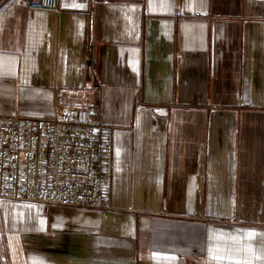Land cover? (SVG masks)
Returning a JSON list of instances; mask_svg holds the SVG:
<instances>
[{
    "label": "crops",
    "instance_id": "obj_1",
    "mask_svg": "<svg viewBox=\"0 0 264 264\" xmlns=\"http://www.w3.org/2000/svg\"><path fill=\"white\" fill-rule=\"evenodd\" d=\"M0 0V117L91 108L112 193L0 199V264H264V0Z\"/></svg>",
    "mask_w": 264,
    "mask_h": 264
},
{
    "label": "built area",
    "instance_id": "obj_2",
    "mask_svg": "<svg viewBox=\"0 0 264 264\" xmlns=\"http://www.w3.org/2000/svg\"><path fill=\"white\" fill-rule=\"evenodd\" d=\"M61 12L60 0H29ZM113 135L91 108L51 118L0 117V199L102 209L110 200Z\"/></svg>",
    "mask_w": 264,
    "mask_h": 264
}]
</instances>
